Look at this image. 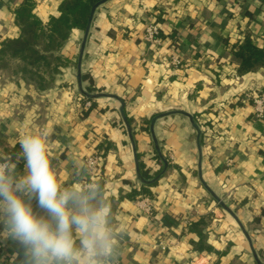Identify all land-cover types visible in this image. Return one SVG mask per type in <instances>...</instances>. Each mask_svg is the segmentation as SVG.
Returning a JSON list of instances; mask_svg holds the SVG:
<instances>
[{"label":"crops","instance_id":"1","mask_svg":"<svg viewBox=\"0 0 264 264\" xmlns=\"http://www.w3.org/2000/svg\"><path fill=\"white\" fill-rule=\"evenodd\" d=\"M27 1L44 23L60 14L61 0H0V51L20 37L16 11ZM156 9L165 15L163 37L151 43L144 29ZM245 33L264 44V0L105 2L83 53L73 45L85 31H72L67 57L75 56V81L41 97H55L52 103L34 104L26 89L27 99L13 97L20 85L0 78V156L20 153L22 135L48 130L50 158L65 183L74 179V160L98 156L89 177L103 183L114 222L124 228L120 264H191L194 256L264 264V119L245 98L264 93V64L238 72L230 45ZM78 93L94 103L81 100L79 108ZM153 116L160 117L152 130ZM197 116L207 124L203 139ZM144 196L153 200V217L140 208ZM208 215L210 222L191 228ZM12 252L10 243L0 245V255Z\"/></svg>","mask_w":264,"mask_h":264},{"label":"clouds","instance_id":"2","mask_svg":"<svg viewBox=\"0 0 264 264\" xmlns=\"http://www.w3.org/2000/svg\"><path fill=\"white\" fill-rule=\"evenodd\" d=\"M48 137V130L26 133L20 153L0 156V245L13 248L0 264H119L124 228L114 222L105 186L80 160L65 183Z\"/></svg>","mask_w":264,"mask_h":264},{"label":"trees","instance_id":"3","mask_svg":"<svg viewBox=\"0 0 264 264\" xmlns=\"http://www.w3.org/2000/svg\"><path fill=\"white\" fill-rule=\"evenodd\" d=\"M102 1L104 0H61V4L59 6V16L52 17L47 23L42 22L35 14L32 13L33 4L31 1H27L24 6L16 11V20L20 27V37L16 40L3 42L2 49L0 51L1 57H4L6 54L30 51L35 57L33 62L28 63L33 71V69L38 67L41 60L47 59L49 52H57L64 46V44L69 40L73 30H86L93 8ZM154 22L160 24L161 27L163 23L162 15L160 14L156 16ZM162 31L163 29L161 28L159 37H163ZM174 36H172L173 39ZM39 39L44 41V43H47L43 50L40 49L42 44L35 42ZM225 42L229 47L230 42L228 40H225ZM230 46L231 54L238 62L239 73L245 74L264 64V44L259 46L252 38L251 33H245L243 38L238 39L235 44ZM28 57L24 56L23 59L27 60ZM56 59L60 58L58 57ZM35 71L38 72V69ZM44 87L45 86L42 85L40 86V89H44ZM85 100L90 101L92 104L94 103V101L88 99V97H86ZM90 109L91 108H88L83 111L85 116L89 114ZM195 118L197 122V117ZM129 122L132 124V120L129 119ZM150 122L151 118L143 122L147 125V129L148 126H150ZM16 154L18 153L15 149L10 153V155L13 156ZM21 165L22 162L18 167L20 168ZM140 169L143 177L146 180L150 179V176H148L147 171L143 169V165L141 164ZM155 184L156 182H150L146 185V188ZM211 217V215H208L205 218H201L199 222L192 224L191 228H202L206 223L210 222L212 219ZM195 249L197 251H202V246H195Z\"/></svg>","mask_w":264,"mask_h":264},{"label":"rangeland","instance_id":"4","mask_svg":"<svg viewBox=\"0 0 264 264\" xmlns=\"http://www.w3.org/2000/svg\"><path fill=\"white\" fill-rule=\"evenodd\" d=\"M156 14V16L160 15L162 13L161 10ZM170 11H173V8L170 9ZM177 12V11H176ZM162 15V14H161ZM155 16V17H156ZM165 15H162V17ZM153 21L150 22H154ZM167 18V17H165ZM149 22V23H150ZM47 23V22H46ZM148 23V24H149ZM147 24V25H148ZM146 27V26H145ZM82 41L80 38H78L74 43V48H79V44H82ZM35 42L42 44L40 49L43 50L45 45L47 43H44V41L36 40ZM34 42V43H35ZM70 40H68L64 46L58 50L57 52H49L47 55V59L41 60V62L38 64V72L35 71L36 69H31V66L28 65L29 62L34 61V56L32 52H16L15 54H6L4 57H1L0 55V78L4 83H7L8 81H13L20 86L18 88L15 87V95L13 97L19 98L22 93V95L25 97V89L27 91H30V94L28 95V99L32 100L35 103H38L42 105L45 103L48 99L52 103L55 100V97H49L46 99H42L41 97L44 96L45 94H49L53 92L55 89H58L62 86L64 83L65 79H70V81H75V74H76V62H75V56L72 57L70 60L67 57L68 55H72V49L68 48V45L70 44ZM78 44V45H77ZM2 49V48H1ZM68 54V55H67ZM24 56L28 57L27 60H24ZM60 59H56V58ZM50 64V65H49ZM26 68V70H25ZM66 81V80H65ZM44 85V89H40V86ZM61 85V86H60ZM69 88H67L68 90ZM20 92V93H19ZM73 92L74 89H73ZM24 93V94H23ZM56 94V93H53ZM258 94V93H256ZM19 96V97H18ZM26 98V97H25ZM44 98V97H43ZM247 98V96L245 97ZM27 99V98H26ZM78 99V104L80 103L79 108H82L83 102L86 97L83 94L78 93L77 98H74V101ZM82 100V101H81ZM241 100V99H240ZM248 100V99H246ZM250 101V100H248ZM89 101L84 102V106L86 105L85 103ZM251 102V101H250ZM252 103V102H251ZM36 108H40L35 105ZM88 107V104L86 105ZM78 108V109H79ZM79 113V112H78ZM197 124L200 126V133L201 130H204L207 132V124H205L204 118L197 116ZM203 132V131H202ZM202 139L203 135L201 133ZM159 172V171H158ZM191 264H208L205 260H203L201 257H191Z\"/></svg>","mask_w":264,"mask_h":264},{"label":"built area","instance_id":"5","mask_svg":"<svg viewBox=\"0 0 264 264\" xmlns=\"http://www.w3.org/2000/svg\"><path fill=\"white\" fill-rule=\"evenodd\" d=\"M145 41L147 42H159V34H160V24L150 22L146 25L145 29ZM181 63L180 57H173L172 64L179 65ZM246 97V96H245ZM241 99V98H240ZM248 100L252 102L254 107V113L257 118L264 119V93L259 92L258 94H249L247 95ZM86 164L89 166L90 177L96 176L95 172L99 165V157L98 156H91L86 159ZM138 203L140 204V208L145 215L153 217L154 216V205L153 200L151 197L144 196L141 198ZM120 264V261H119Z\"/></svg>","mask_w":264,"mask_h":264},{"label":"water","instance_id":"6","mask_svg":"<svg viewBox=\"0 0 264 264\" xmlns=\"http://www.w3.org/2000/svg\"><path fill=\"white\" fill-rule=\"evenodd\" d=\"M107 1H109V0H104V1L100 2V3H99L98 5H96V6L93 8V10H92V13H91V16H90V19H89L88 26H87V28H86V30H85V36H84V40H83V43H82V53H83V50H84V47H85V44H86V40H87V37H88L89 31H90V28H91V25H92V21H93V18H94V14H95L97 8H98L100 5L104 4V3L107 2ZM81 58H82V54H81V57H80V63H81ZM78 78H79V80H80V75H79ZM172 113H175V112H172ZM176 113H182V114L188 115V114L185 113V112H176ZM188 116H189L190 119L193 120V117H192V116H190V115H188ZM159 117H160V116H156V117H154V118L152 119V130H153V127H154V124H155L156 120H157ZM197 128H199V127H197ZM198 130H199V129H198Z\"/></svg>","mask_w":264,"mask_h":264}]
</instances>
